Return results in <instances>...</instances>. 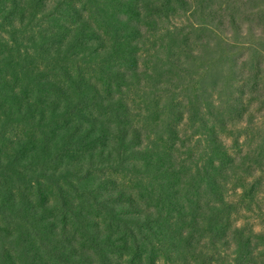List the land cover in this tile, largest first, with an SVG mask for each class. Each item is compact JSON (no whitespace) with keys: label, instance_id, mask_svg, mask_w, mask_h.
I'll use <instances>...</instances> for the list:
<instances>
[{"label":"trees","instance_id":"obj_1","mask_svg":"<svg viewBox=\"0 0 264 264\" xmlns=\"http://www.w3.org/2000/svg\"><path fill=\"white\" fill-rule=\"evenodd\" d=\"M174 1L0 0V264H264L227 196L264 172V0L206 1L198 70Z\"/></svg>","mask_w":264,"mask_h":264},{"label":"rangeland","instance_id":"obj_2","mask_svg":"<svg viewBox=\"0 0 264 264\" xmlns=\"http://www.w3.org/2000/svg\"><path fill=\"white\" fill-rule=\"evenodd\" d=\"M206 1L207 0H183V2H176L174 1L173 7L174 12H172L169 16V18H164L162 20L160 30H159V40L165 47L166 50H171L173 47L177 50V47L180 45L181 36L180 37H174L171 32L174 31L175 26H178V24H185L184 26H187L184 32H192L191 26H195L197 24L196 32H193L190 39V49L187 47L179 48L178 50L181 51L182 54L189 57V59L183 60L185 67L187 69H190V67H194L196 70L201 69L199 66L198 68L195 66L196 64H202L204 63V60L206 58V53H202L200 58L197 59L196 64L194 63V55L198 54V51L200 49L206 48ZM220 1L214 0L211 4H209V9L211 8V5H215L218 9V13H222V7H220ZM211 10V9H210ZM213 10V9H212ZM154 34H157L158 38V32L154 30V28L148 24L145 26V35L148 37L150 36V39H152V36ZM145 43V40L142 39L140 43L138 44V47L141 49L146 47L147 49L152 48L149 43ZM184 48V49H183ZM185 50V51H184ZM192 50V52H191ZM142 55V54H141ZM150 66V63L147 64ZM205 65L202 67L204 68ZM206 78V77H205ZM206 82V79H205ZM202 81H198V85H201ZM183 104H185V101H183ZM256 105L252 106V111L257 114V111L255 108ZM264 114V113H263ZM244 124V122H243ZM184 128V127H183ZM185 129V128H184ZM188 134L190 131H187ZM185 135H182V137ZM227 143L232 145V142H230V139L225 138ZM176 142V141H175ZM244 142V138L240 139V143L242 144ZM177 145L169 144V148L172 150L176 146L177 151H173L174 158H170L169 161L174 160H180L182 161V165L184 167H191L195 164V159L193 160V156H195L197 150H201L202 146L198 143H196L195 140H192L189 143L186 140L177 141ZM189 143V144H188ZM183 144V145H182ZM193 146V150L191 153L188 154V147ZM152 148L155 147V141L150 144ZM256 146L255 140L251 143L250 147L251 149H254ZM166 146H160L155 147L154 150L159 153L160 149H164ZM247 147L243 148L242 155L246 153ZM162 155V153H159ZM255 158V157H254ZM250 158L249 160L245 161V165L241 170L236 171L235 178L236 181H233V186L229 185L230 188L227 196L231 200H234L233 203L237 204V207L240 208V206L246 208H249L250 211L246 210H239L240 216H243L239 219V224H248V226H251L254 228L255 231H259L264 227V172L261 173L260 171H257V159ZM246 169V173H243L242 170ZM247 174V175H246ZM248 175H251L249 177ZM205 241H201L200 244H204ZM200 245V246H201ZM201 248V247H200ZM262 258V257H259ZM164 264H170L164 262Z\"/></svg>","mask_w":264,"mask_h":264}]
</instances>
